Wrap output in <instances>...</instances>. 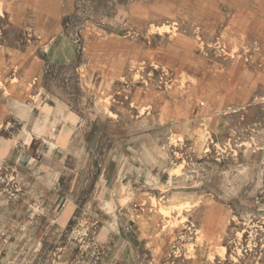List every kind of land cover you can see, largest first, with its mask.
Instances as JSON below:
<instances>
[{
	"label": "rangeland",
	"instance_id": "obj_1",
	"mask_svg": "<svg viewBox=\"0 0 264 264\" xmlns=\"http://www.w3.org/2000/svg\"><path fill=\"white\" fill-rule=\"evenodd\" d=\"M5 139L0 264H264V0H0Z\"/></svg>",
	"mask_w": 264,
	"mask_h": 264
},
{
	"label": "crops",
	"instance_id": "obj_2",
	"mask_svg": "<svg viewBox=\"0 0 264 264\" xmlns=\"http://www.w3.org/2000/svg\"><path fill=\"white\" fill-rule=\"evenodd\" d=\"M63 43H65V42H63ZM63 47H64V44L57 45L56 46V53L54 52V56L56 55V58H58V59H65V58H67L68 60L71 59L73 57V50L71 51V53L69 52V50H66V49H65L66 52L64 50L61 51V49H63ZM70 119H72V116H70ZM61 125L63 126L64 124L62 123ZM64 126L65 127H62L63 130H67L68 128H70L69 124H68V127H66V125H64ZM12 146H13L12 140L11 139H5L4 143L0 146V156L4 155L8 151H10L12 149ZM45 167H46V165H45ZM74 207L72 205H68V207L64 211V217H63L64 220L68 219L66 216L69 214L70 210L74 209Z\"/></svg>",
	"mask_w": 264,
	"mask_h": 264
}]
</instances>
